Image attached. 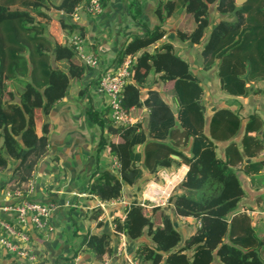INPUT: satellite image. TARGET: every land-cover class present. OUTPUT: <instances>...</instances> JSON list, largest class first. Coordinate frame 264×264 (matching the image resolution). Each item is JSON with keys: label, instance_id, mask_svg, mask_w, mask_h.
Here are the masks:
<instances>
[{"label": "trees", "instance_id": "1", "mask_svg": "<svg viewBox=\"0 0 264 264\" xmlns=\"http://www.w3.org/2000/svg\"><path fill=\"white\" fill-rule=\"evenodd\" d=\"M88 1L59 0L55 4L53 0H0V170H5L10 160L16 162L11 181L2 189L23 191L47 151L49 123L44 120L40 132H36L34 110L40 108L44 117L48 115L66 96L70 79L81 78L89 68L76 62L71 46L47 35L51 20L47 11H62L64 15L58 18L61 28L84 37V27L70 15ZM212 6L225 17L209 28ZM176 13L192 15L195 28L191 32L176 29L175 38L202 44L198 55L203 68H216L222 92L238 97L264 96L263 88L251 86L264 81V0H248L242 6L235 5V0H160L155 9L159 23L145 35L129 39L117 57L119 66L130 59L132 74L122 91L121 104L126 111L145 106L146 125H116L110 116L99 119V113L88 114L92 122L106 128L98 149L105 148L119 166L114 172L97 173L87 191L102 202L115 200L124 185L140 181L143 169L154 174L179 165V160L172 157L176 155L188 170L178 185L183 192L169 201L175 215L198 220L195 232L178 247L181 234L171 217L163 214L162 225L154 226L144 207L134 200L123 219L114 220L115 236L150 238L154 248L141 243L136 249L139 264H264V238L257 237L243 215L234 214L245 194L235 166L264 150V122L254 113L243 125L238 113L221 107L213 113L209 134H205L204 88L189 62L169 41L149 49L165 36L164 22ZM54 61H67L65 70L54 67ZM149 73H159L161 79L172 83L171 92L178 101L176 113L155 89H149L141 101V88ZM8 81L24 86L17 101L15 92L8 90ZM106 110L103 115L109 114L108 107ZM242 128L238 144L233 138ZM215 141H228L224 159L217 156ZM178 145L189 146V155ZM262 167V159L244 164L247 173H257ZM101 214V208L95 209L90 218L97 219ZM97 226L101 227L102 222ZM110 242L107 233L86 234L84 250L101 260L112 253ZM162 253L166 254L164 258Z\"/></svg>", "mask_w": 264, "mask_h": 264}, {"label": "crops", "instance_id": "2", "mask_svg": "<svg viewBox=\"0 0 264 264\" xmlns=\"http://www.w3.org/2000/svg\"><path fill=\"white\" fill-rule=\"evenodd\" d=\"M53 1L55 4L59 3V0ZM159 1L107 0L103 13L100 15L79 13L80 19L76 23L85 29L86 49L99 56V64L96 68L89 67L81 78H71L66 96L54 105L48 115L44 117L40 108L34 110L36 132H40L44 120L49 123L48 148L34 169L36 185L27 197L40 201L51 200L58 206L49 219L53 230L41 234L30 229L29 244L21 243V246H26L33 251L36 260L18 257L15 253L5 252L0 248V264H127L129 261L139 264L136 249L141 243L154 248L155 245L150 238L147 236L149 240H146L142 236L137 240H130L121 234L115 236L113 228L114 220L120 218L119 214H123L124 217L125 210L134 200L141 202V206L148 210L151 209L150 218L157 226L162 225V215L167 214L173 223L176 221L187 223L193 220L194 229L185 239L195 232L199 225L198 220L175 215L172 203L169 201L174 194L183 192L178 185L185 177L188 165L180 158H178L179 165L159 169L154 174L143 169L140 181L132 186L124 185L121 196L110 202H102L97 196H92L87 191L88 184L97 173L105 170L114 172L117 169L114 163L115 158L111 157L105 148L98 149L100 137L102 134L106 135V128L92 122L88 116L90 112H93L100 114L99 119L102 116L109 117L108 113L105 115L102 113L107 112L109 98L99 92L98 76L103 71L120 68L117 62L118 53L125 47L127 41L134 36L145 35L149 29L159 23L155 14ZM47 13L51 19L47 24V35L58 43L67 44L66 39L72 34L64 31L58 21V18L64 14L55 9H50ZM217 15L222 16L218 12ZM170 21L174 22L175 18L170 17L165 20L164 27L167 31L165 36L149 49L152 51L159 43L169 41L181 57L189 62L191 70L204 88L202 102L206 107L205 134H209V122L213 113L221 107L238 113L243 125L254 113L259 114L264 122V96L250 94L247 97H238L222 92L219 89L216 68L205 70L199 55L197 64L192 60V57L197 58V52L194 51V55H191V50L198 48L199 54L202 44L196 45L177 40L174 36L176 30L169 28ZM176 28L180 29L179 26ZM186 31L190 30L186 29ZM76 62L79 60L77 59ZM53 66L65 70L67 61H54ZM171 85V82L161 79L159 73H149L147 82L141 88L140 99L143 102L148 90L155 89L176 113L178 101L172 95ZM251 86L263 88L261 82L251 83ZM19 87L21 88L18 91L15 90V85L8 89L15 92V101L24 89L22 85ZM130 115L135 123L145 126L148 109L145 106L134 107ZM242 133L243 128L233 138L238 144ZM227 144L228 141H215L218 157L225 158L224 148ZM177 148L189 155V146L178 145ZM261 159L264 160V150L257 157H245L242 163L235 166L245 194L234 214L243 215L253 227L257 237L264 238V167L257 173H247L244 170V164L247 162ZM15 165L16 162L10 160L7 168L0 170V204H5L2 203L5 202L1 195L2 186L11 181L12 169ZM140 187L142 189H139ZM176 187L177 190H175ZM147 201L156 204L150 205ZM68 202L75 203L76 206H69ZM98 208H101L102 214L97 219H91L92 211ZM1 213H4L6 217L9 215L5 211ZM97 222H102V226L98 227ZM102 233L109 234L112 253L104 255L101 260H96L92 253L84 250V237L86 234ZM180 246L182 244L178 245ZM165 255L162 253V258ZM188 255H191L190 251ZM214 261L217 262V259L215 258Z\"/></svg>", "mask_w": 264, "mask_h": 264}, {"label": "built area", "instance_id": "3", "mask_svg": "<svg viewBox=\"0 0 264 264\" xmlns=\"http://www.w3.org/2000/svg\"><path fill=\"white\" fill-rule=\"evenodd\" d=\"M106 3L107 0H89L86 4L77 6L70 17L76 22L80 19V12L92 16L100 15L103 13ZM66 40L67 44L73 48L75 56L81 64L91 68L98 66L99 56L86 49V40L83 36L74 33ZM129 67L130 59H127L120 68L103 71L98 76V90L108 96L109 116L116 125L135 123L130 115L133 108L126 111L121 104L124 86L131 81L132 74ZM114 163L116 167L119 166L117 161ZM35 185L34 178H31L25 184L23 191L18 188H3L1 190L2 200L5 201L2 203L5 204H0V248L5 252L15 253L18 257L28 260H36L35 254L30 248L21 246V243L29 244L30 229L41 234L52 231L53 226L49 219L58 207L51 201L40 203L28 199L27 196L34 190ZM9 201L12 203L7 204ZM67 204L75 206L70 202ZM1 211L9 213V215L6 214L7 217H5V214ZM129 263L136 264L132 261H129Z\"/></svg>", "mask_w": 264, "mask_h": 264}, {"label": "rangeland", "instance_id": "4", "mask_svg": "<svg viewBox=\"0 0 264 264\" xmlns=\"http://www.w3.org/2000/svg\"><path fill=\"white\" fill-rule=\"evenodd\" d=\"M178 14L179 13H176L175 15H173L171 17V19L175 18V21L174 22H172V21L169 22V26H170L169 28L170 29H174V31H175L177 29L176 27L179 26L180 29L185 30V31H186V29H189L190 32H191L195 28V21H194L192 15H190L188 13H182L181 15L177 16ZM224 17L225 16H223V15L218 17L217 12H215L213 10V8L211 7V9H210V26H209V28L212 27L217 22V20L219 18H224ZM177 23H179V24L177 25ZM245 30H247V29H244V31ZM194 51L197 52V58L196 57H192V60H193L194 63L197 64V62L199 60L198 59V48L197 49H195V48L192 49L191 50V55H194ZM261 85L264 88V82H261ZM11 87H13V82L8 81V89L11 88ZM15 87H16L15 88L16 91H18L21 88L19 86H15ZM139 189H142V188L140 187ZM175 190H177V187L175 188ZM147 202L150 205L156 204V203H151L149 201H147ZM73 204L75 205V203H73ZM144 212L149 217L151 216V214H150L152 212L151 209L148 210L147 208L144 207ZM118 216H120L119 219L123 218V214H119ZM192 222H193V220L189 221L187 223H179L177 221L175 222L176 227L178 228V230H179V232L181 234V241H180L179 244H183L185 237L188 236L192 232V230L194 229V223H192ZM153 224H154V226H157V224H155L154 221H153ZM143 238L146 239V240H149V238L146 235H144Z\"/></svg>", "mask_w": 264, "mask_h": 264}, {"label": "water", "instance_id": "5", "mask_svg": "<svg viewBox=\"0 0 264 264\" xmlns=\"http://www.w3.org/2000/svg\"><path fill=\"white\" fill-rule=\"evenodd\" d=\"M248 0H235V5L237 6H242L244 3H246ZM172 157L174 158H177L178 159V156L176 155H172Z\"/></svg>", "mask_w": 264, "mask_h": 264}, {"label": "bare ground", "instance_id": "6", "mask_svg": "<svg viewBox=\"0 0 264 264\" xmlns=\"http://www.w3.org/2000/svg\"><path fill=\"white\" fill-rule=\"evenodd\" d=\"M169 182V181H168ZM172 182V181H171ZM170 184V183H169ZM159 188V187H158ZM162 189V188H161ZM165 191V190H164ZM149 197H150V195H149Z\"/></svg>", "mask_w": 264, "mask_h": 264}]
</instances>
